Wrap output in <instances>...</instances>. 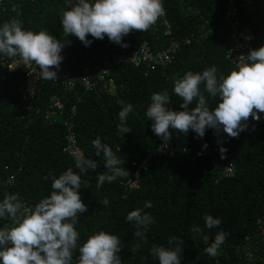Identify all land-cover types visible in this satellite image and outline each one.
<instances>
[{
    "label": "trees",
    "instance_id": "1",
    "mask_svg": "<svg viewBox=\"0 0 264 264\" xmlns=\"http://www.w3.org/2000/svg\"><path fill=\"white\" fill-rule=\"evenodd\" d=\"M226 6L227 0H164L170 38L164 35L160 16L147 31L126 35V46L105 36L86 47L76 36L63 32L61 16L69 0H0V23L17 18L25 29H46L65 43L64 59L57 71L71 75L82 74L87 65L96 68L115 53L135 51L144 43L159 50L171 39H191L181 45L175 61L166 67L124 63L113 68L116 89L110 94L86 91L81 85L76 91H68L59 80H43L31 102L23 99L29 81L27 67L17 62V69L10 71L8 66L17 60L0 57V200L6 194H18L25 207L34 208L52 191L49 173L58 177L70 167L79 172L75 158L65 150L72 133L84 157L98 163L97 169L81 174L87 186L82 184L80 193L88 208L76 225L81 233L80 244L94 232L106 230L121 239L122 264H159L150 251L154 245L179 246L181 264H264L251 240L264 209V117L263 122H257L256 131L214 146L216 149L209 147L213 129L202 138L192 130L182 134L170 129L172 138L166 143L175 152L155 160L149 157L164 144L146 117L151 95L167 90L171 101L168 107L182 110V99L173 88L187 71L202 72L215 65L218 75H227L235 68L227 58ZM240 19L254 35V48L264 46V0L244 3ZM55 96L61 98L64 109L51 118ZM126 104H132L133 111L126 125L131 131L123 134L117 127L118 113ZM215 106L216 101L209 97V107ZM97 137L113 149L122 161L120 166L128 171L127 176L112 183L105 181L99 187L97 176L108 170L102 157L95 154L92 142ZM221 146L226 148L223 155ZM147 161V168L140 166ZM227 166H234L233 176L223 175ZM138 178L139 187L128 190L125 183ZM105 198L107 206L102 203ZM146 201H151L152 207L144 212L151 214L154 222L141 239L135 236L134 222H128L126 216L132 210L143 209ZM208 214L222 223L207 228L204 217ZM5 225L12 226V220H0V227ZM221 231L226 239L218 254L210 256L203 237L207 235L210 244ZM169 240L173 241L171 245ZM78 255V251L74 253V264Z\"/></svg>",
    "mask_w": 264,
    "mask_h": 264
},
{
    "label": "clouds",
    "instance_id": "2",
    "mask_svg": "<svg viewBox=\"0 0 264 264\" xmlns=\"http://www.w3.org/2000/svg\"><path fill=\"white\" fill-rule=\"evenodd\" d=\"M16 10L13 6V11ZM164 11V0H69L61 23L64 33L76 36L86 47L94 39H104L105 36L126 46L123 40L126 35L133 31H147ZM64 47L65 43L48 30L25 29L17 18L0 23V57H18L29 67L34 63L42 79H57V69L64 59ZM217 73L218 69L213 65L202 72L187 71L174 82L173 92L182 99V110L168 107L171 101L167 90L151 95L146 117L152 121L154 134L161 137L165 146L166 141L172 138L170 129L182 134L192 130L200 138L208 129H213L217 134L222 132L235 138L248 128L250 116L253 120H260L261 113H264V46L241 55L229 74ZM209 97L216 101L214 108L209 107ZM132 111V104L122 106L118 113L119 132L126 134L131 131L126 125ZM92 143L96 156L102 157L108 170L97 176L98 187L105 181L112 183L128 175V171L120 166L122 161L108 144L99 137ZM218 143L222 144V141L218 140ZM203 147L206 149L207 144ZM220 152L223 155L226 148L221 146ZM75 167L79 172L70 167L58 177L49 173L52 191L34 208L25 207L18 194H6L0 200V220H12V226L0 227V264H74L77 251L79 255L75 264H122L120 252L123 244L109 231H96L80 244L81 233L76 225L79 216L88 208L80 193L81 185L87 186L82 182L81 174L97 169L98 163L78 155ZM102 203L107 206L109 201L105 198ZM151 207V201H146L143 209L137 208L127 214L126 220L134 222L137 229L136 237L143 239L144 230L154 222L151 214L144 212ZM204 220L209 229L222 223L220 218L211 214ZM203 239L208 244L205 251L215 257L226 235L218 232L210 244L207 235ZM172 243V240L168 241L169 245ZM150 251L159 264H181L182 249L179 246L154 245Z\"/></svg>",
    "mask_w": 264,
    "mask_h": 264
},
{
    "label": "built area",
    "instance_id": "3",
    "mask_svg": "<svg viewBox=\"0 0 264 264\" xmlns=\"http://www.w3.org/2000/svg\"><path fill=\"white\" fill-rule=\"evenodd\" d=\"M250 0H227L226 11L224 14L225 27L229 31V42L227 47V58L231 63L236 66V62L239 61L241 55H247L250 50L255 49L253 46L254 35L249 28L245 27L240 19V11L244 3ZM163 26L164 35L168 38L171 37V26L166 19L165 12L163 15ZM191 39L187 38L185 40L179 41L178 39H171L168 45L162 49L154 50L149 44L144 43L135 51H128L122 53H115L109 60H105L102 65L96 68L92 65H87L83 73L80 75H71L69 72L64 70L57 71V79L62 82V84L67 88L68 91L75 90L79 85H81L84 90L90 92H101L110 94L116 89L115 79L112 75V69L118 65L124 63H130L134 66H148L150 68H156L158 66L166 67L173 63L177 57V54L183 43H190ZM17 61L10 66L14 68H9L10 71H14L18 67V63H23L18 57H14ZM16 66V67H15ZM9 67V66H8ZM29 74V81L25 87L24 101L31 102L35 96L38 85L42 79L39 76V68L34 63L29 67L26 66ZM51 111L49 117L54 118L64 109V103L59 97L53 98V103L51 106ZM75 111V108H73ZM263 113H261V118L259 121L253 120L251 116L248 120V128L245 131L240 132V134L235 137H228L226 133H221L218 137H215L216 133L214 131L213 137L210 139L209 147L215 148L219 147L221 143L218 140L224 142L230 141L232 139H237L244 134L252 133L256 131L257 122H263ZM68 146L65 148L74 158L78 155H83L84 152L81 149L77 139L71 133L68 137ZM216 149V148H215ZM175 152V148L167 144L160 145L153 151L149 157H155L158 159L160 156L171 155ZM141 167L147 168L149 162H144L140 165ZM235 174L234 166H227L224 171V176H233ZM139 178L130 179L125 183L128 190H134L139 187ZM28 208V207H27ZM253 243L257 245L254 252L259 251L260 255L257 254L258 258L264 260V209L262 215L257 221V233L254 238H252ZM253 253H250V257L253 258Z\"/></svg>",
    "mask_w": 264,
    "mask_h": 264
}]
</instances>
